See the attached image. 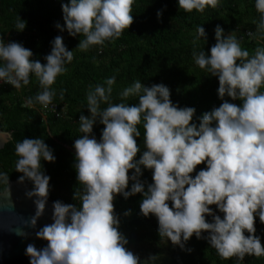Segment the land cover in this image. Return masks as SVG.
Returning <instances> with one entry per match:
<instances>
[{"label": "clouds", "instance_id": "9594fccd", "mask_svg": "<svg viewBox=\"0 0 264 264\" xmlns=\"http://www.w3.org/2000/svg\"><path fill=\"white\" fill-rule=\"evenodd\" d=\"M134 3L136 0H68L61 4L64 24L57 22L55 27L72 37H84L76 49L103 51L106 43H115L133 23ZM220 3L178 0L179 8L189 13H203ZM255 8L259 13L256 31L248 35L264 40V0H255ZM14 28L24 31L26 21L18 16ZM201 38L207 41L205 28L199 25L193 43ZM215 40L210 53L193 51L195 64L218 78L222 101L202 116H195L194 107L173 103L170 89L163 83L148 87L135 80L119 93V103H113L115 76L89 86L86 108L90 116L80 115L82 135L73 145L79 185L73 200L77 203L53 202L52 222L35 232L47 244L41 248L27 244L29 264H157L158 255L142 259L128 249L129 241L119 230L114 200L118 195L127 199L136 194H142L140 214L155 216L160 238L182 250L195 235L221 258H236V264H243L246 256H264L255 226L257 217L264 223V46L250 53L235 32L225 35L220 25L215 28ZM51 45L42 64L21 43L6 44L0 38V83L20 90L32 77L39 82L40 91L26 99L25 107H55L53 85L69 71L74 50H68L60 35ZM64 91H60V99ZM133 97L138 98L137 104L126 103ZM97 122L104 125L99 140L93 132ZM141 124L145 150L136 159L141 152L136 139L141 137ZM15 154V171L21 173L18 181L31 182L26 196L34 198L35 204L34 215L23 223L36 229L51 188L42 162L54 163L56 156L43 138L18 141ZM201 164L206 167L197 172ZM143 169L152 170L153 182L147 187L140 179ZM0 185L4 186L0 196L10 197L7 172L0 171ZM9 230L24 238L29 235L22 228Z\"/></svg>", "mask_w": 264, "mask_h": 264}, {"label": "trees", "instance_id": "16d2710c", "mask_svg": "<svg viewBox=\"0 0 264 264\" xmlns=\"http://www.w3.org/2000/svg\"><path fill=\"white\" fill-rule=\"evenodd\" d=\"M67 2L0 0V38L6 44L12 41L21 43L33 52L32 59L42 64L46 63L44 57L51 52V41L58 35L63 37L68 50H74V59L67 65L69 71L58 77L53 85L57 90L53 103L57 105L58 117L44 112L39 105L34 108L24 106L28 97L40 91L35 77L20 90L9 84H0V129L10 132L12 136L0 149V171L9 174V181L18 180L21 173L15 171V144L24 138H43L56 156L54 163L42 162L46 174L51 178L49 198L76 204L73 194L79 185L73 145L75 139L82 135L78 123L80 115L90 116L86 108L90 85L102 84L107 78L115 76L113 103H119V93L135 80H140L148 87L163 83L169 87L173 103L180 107H194L195 116L199 117L219 107L222 101L218 97V78L210 76L195 64L193 51L210 53V48L216 43L217 25L224 29L225 35L235 32L242 40V47L250 53L256 47L264 46V40L246 35L248 31H256L259 13L255 8V0H221L217 8L208 7L203 13L195 10L185 12L179 8L178 0H136L132 6L133 23L115 43H106L103 51H98L96 47L80 51L76 48L83 36L72 37L67 30L60 32L55 27L57 22L64 24L61 4ZM158 11L161 12L159 17ZM18 16L26 21V28L22 32L14 28ZM199 25L205 28L207 41L201 38L194 44ZM62 89L65 90L64 98L60 99ZM261 91H264V87ZM225 99L238 105L241 103L239 100L231 101L229 97ZM126 103L137 104L138 98H129ZM103 128L104 125L99 122L93 126L98 140ZM138 128L141 137L136 139L141 152H138L136 159L145 150L142 124ZM205 167V164L198 165L196 171ZM140 179L147 187L153 182L152 170L143 169ZM24 182L32 188L31 182ZM3 190L4 186L0 185V192ZM141 200L142 194L127 199L118 195L114 207L120 218L119 230L129 241L127 248L142 259L152 254L159 256L157 264H236V258H221L206 240L197 239L195 235L187 242L185 250L161 239L157 218L140 214ZM210 207L215 209L216 206ZM125 212L129 214L125 215ZM216 214L223 217V213L218 210ZM207 219L210 221L211 217ZM255 226L256 235L261 237L264 244V223L258 217ZM243 264H264V256H246Z\"/></svg>", "mask_w": 264, "mask_h": 264}, {"label": "water", "instance_id": "95a60500", "mask_svg": "<svg viewBox=\"0 0 264 264\" xmlns=\"http://www.w3.org/2000/svg\"><path fill=\"white\" fill-rule=\"evenodd\" d=\"M11 133L0 129V149L11 139ZM74 152V151H73ZM10 197L0 196V264H29L25 255L27 244L34 243L37 248L47 244V241L37 239L35 232L45 224L51 223L53 200L48 198L46 211L39 218L37 228L26 227L24 221L29 220L35 213L34 198L29 199L26 193L31 190L27 182L11 180ZM4 190L0 193H3ZM22 228L29 235L27 238L16 235L9 229Z\"/></svg>", "mask_w": 264, "mask_h": 264}, {"label": "built area", "instance_id": "2783aa9c", "mask_svg": "<svg viewBox=\"0 0 264 264\" xmlns=\"http://www.w3.org/2000/svg\"><path fill=\"white\" fill-rule=\"evenodd\" d=\"M248 33H249V31L246 33L247 36H249ZM0 84H5V83H0ZM53 104L55 107L50 106L48 109H43V111L47 112V113L48 112L53 113V114H55L56 117H58V116H60V114L58 112L57 105L55 103H53ZM245 234H247V233H245Z\"/></svg>", "mask_w": 264, "mask_h": 264}]
</instances>
